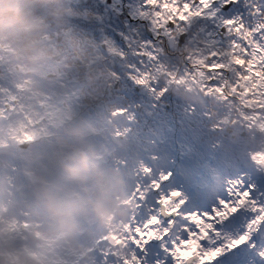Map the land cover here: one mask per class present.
<instances>
[{"label": "flooded vegetation", "instance_id": "obj_1", "mask_svg": "<svg viewBox=\"0 0 264 264\" xmlns=\"http://www.w3.org/2000/svg\"><path fill=\"white\" fill-rule=\"evenodd\" d=\"M138 2L123 0L124 4ZM53 3L57 17L49 22L42 15L43 21L37 23L38 42L42 43L38 51L43 53L45 69L54 74L59 92L73 95L80 105L102 99L107 107L118 100L122 109L107 122L112 125H165L182 116L189 124L211 119L226 137H246L239 127L250 126L252 110L259 109L253 106L252 91L264 94V49L257 48L262 35L249 34L246 26L244 37L231 47L232 38L213 47L203 35L189 43L182 36L177 45L169 46L153 39L146 22L131 20L127 7L118 15L113 0ZM115 7L118 10L121 5ZM195 31L194 26L189 35ZM146 41L156 47L145 45ZM216 64L223 67H209ZM113 89L118 93L112 94ZM147 93H152L158 105L153 107L159 110L140 119V105L148 99ZM259 106L264 110V99Z\"/></svg>", "mask_w": 264, "mask_h": 264}, {"label": "snow or ice", "instance_id": "obj_2", "mask_svg": "<svg viewBox=\"0 0 264 264\" xmlns=\"http://www.w3.org/2000/svg\"><path fill=\"white\" fill-rule=\"evenodd\" d=\"M113 5L118 15L127 7L131 20L146 22L153 39L169 46L182 36L189 43L203 35L213 47L232 38L231 47L246 26L249 34L264 36V0H113ZM145 45L156 47L152 41ZM148 191L128 264H256L253 254L264 264V175L241 174L235 183L229 177L223 194L211 202L200 176L182 168L159 172Z\"/></svg>", "mask_w": 264, "mask_h": 264}, {"label": "rangeland", "instance_id": "obj_3", "mask_svg": "<svg viewBox=\"0 0 264 264\" xmlns=\"http://www.w3.org/2000/svg\"><path fill=\"white\" fill-rule=\"evenodd\" d=\"M30 3H33L35 5L34 8L35 7L38 9L40 8L42 12V7H45L48 1L33 0ZM16 27L17 26L15 22H12L10 25L8 24V26L5 22H3L0 26V39H5L4 45L7 48L6 51L4 52L0 51V68L4 72L2 77L9 76V75L11 76V74H9V71L7 70L8 68L5 69L8 66L6 63L7 60L3 56L6 54V52L7 53L9 52L8 54H6V56H8L11 52H14L16 49V46H13V44L10 43L9 40H6L7 35L11 36L15 31H17ZM18 40L20 39L18 38ZM257 48L258 50L264 49V38L263 39L260 38ZM8 59L11 60V58H8ZM9 68H11V66H9ZM13 69L14 68L11 69L12 71L11 73H13L14 71ZM7 78L8 77H6V79ZM17 86L18 84H15L13 86L8 84L6 87L3 86L2 89L7 90L6 91L8 94L7 101L11 102V100L15 99L18 95H22L16 89ZM188 104L191 106L193 103H188ZM36 106L37 105H33L32 107H36ZM23 107L24 105H20V107L18 108H23ZM9 108H10L9 109L10 114L12 113V116L17 117L15 125L21 128V134L15 131H11L9 133L3 132L2 136L0 137H3L4 133H6L5 137H24L25 138L26 136L34 135L33 130H31L30 128L31 126L27 128L28 131L24 130L27 124H26L25 119L20 117L22 114V111L20 110L18 111V108H15L13 105L10 106ZM37 112H38V109L34 108L33 113H37ZM6 115L8 116V113ZM16 133H18L19 135H17ZM28 138H31V137H28ZM49 138L50 137H40L39 141H42V142L44 141L45 143H47V140ZM14 141H17V139H14ZM52 141H54V139H52ZM247 141L248 139H245L244 141H242V144L240 145L239 149L236 151L237 154L233 153L232 151H229V153L232 152L230 158L233 159V163L244 161L246 160L247 157L249 159V155L251 152L259 150V148L263 146V142L261 143V142H252V141L247 142ZM251 142L253 144H250ZM50 144H52V142H50ZM141 150H142V155L144 156L143 159H146V149L144 147H141ZM55 151L57 150L49 151V153H51L49 157L54 156V154L56 153ZM18 157L20 156L14 155L12 156L11 160L13 161V159L15 158L18 159ZM143 161H142V165L144 164ZM171 165H175V164L172 163ZM157 166H159V164H157ZM17 168H19V166L15 168L10 167V169L12 170H9L10 175L8 177L0 176V192L4 193L0 199V219H1L0 229H4L7 231L8 230L13 231L12 234H9V236L5 237L4 239L5 243L0 244V252H4L11 262H16L17 264H55L57 260H61L64 263H68L69 261L70 262L77 261L75 259H77V257L81 254L74 256L73 251L76 245L81 243L82 241L70 242L66 238L67 232L65 230H62L60 226L58 225V220L64 219L69 223V226H71L72 218L69 212L66 210V209H69V207H65V203L60 198V196L56 194L55 190L52 189L53 188L52 185L49 184V187H50L49 190L44 189L45 186L43 182L46 181V177H42L41 175L36 174V172L40 173L39 172L40 170L41 171L47 170L45 164L42 163L37 168V170L33 169L31 171L32 174H35L33 175L32 180H24L22 183H20L21 185L20 187H18L19 185L17 186L15 185L13 186V188H6L5 183L8 181V178H10V176L12 178L16 177L19 174V172L17 173V170H16ZM48 174H49V171H48ZM145 176L146 174H144L141 177V180H144ZM218 177H220V175ZM34 179H40L43 181L41 185H37L39 186V188L37 187V190H38L37 192L33 191L34 185H36ZM222 179L224 180V178ZM226 179H228V177ZM211 182L214 183L215 181H211ZM25 185H29L32 188L30 187V190H28L27 192V190L26 191L24 190ZM204 185H205V179H204L203 186ZM215 186H216V183L214 187ZM210 187L211 186H208L206 191L204 190L205 195L207 191L209 193V195H206V196L209 197L211 196L212 193H215L216 195L220 194L219 187H215L214 189H212V191L208 190L210 189ZM46 194L51 195V198H52V203H49L48 205L45 204V202H42L43 195H46ZM15 201H17L18 203L15 204ZM141 204H144V203H141ZM19 205H20L21 213H24L27 217L28 216L32 217L30 220L21 219L15 213H13V215L11 216H2V211L5 210L6 208L10 207L13 209L14 206H19ZM58 205L63 207L64 211L62 212L56 211L55 208H57ZM77 210L79 209L76 208V210L74 211V214L77 215V219L85 220L83 214L79 211L77 213ZM129 213H131L130 214L131 219L133 218L136 219V217L140 216V214L133 209L130 210ZM47 223L52 224V227L49 230L44 229ZM19 224H22V225L24 224L26 226V229H28L29 233L35 234L37 236V240L35 242H29L25 234L19 231V228H18ZM108 228L109 227L100 228L98 231L99 235H102L104 231L106 233H109ZM18 237L23 238L24 243L17 242L19 241ZM132 241L133 239L124 238L125 244L123 243L124 247L121 250V255L119 258L118 257L116 259L103 258L101 261H92V259L89 258V260L85 264H124L123 260L125 258H127L128 256L134 257V249L132 248ZM109 250H110V245H107L104 251L108 252ZM59 251L62 252L64 257L54 256V254H56ZM256 264H260V261H258Z\"/></svg>", "mask_w": 264, "mask_h": 264}, {"label": "trees", "instance_id": "obj_4", "mask_svg": "<svg viewBox=\"0 0 264 264\" xmlns=\"http://www.w3.org/2000/svg\"><path fill=\"white\" fill-rule=\"evenodd\" d=\"M48 1V5L45 7H42V12L40 8H34V4L30 3L29 0H0V26L3 22H5L8 26L11 22H15L18 28V33H20V37L22 38V41L19 42L20 44L16 45V50L13 53H10V56L13 60H15L17 57L19 58L23 54L26 53L28 56H33V51H29L27 49L28 47V41L26 39L25 35V29L24 25L30 20L33 21H39L38 16L43 15L49 22H52L55 17H57L58 11L54 9L55 4L53 3L54 0H46ZM27 4V5H26ZM54 4V6H53ZM71 8H74L72 6ZM67 9L68 8H62ZM62 9H58L59 11ZM78 10V8H76ZM13 11V13L8 14L7 12ZM79 15H82V12L80 10L77 11ZM77 13V14H78ZM43 21V19H41ZM78 20V18H76ZM74 21V20H73ZM36 23V22H35ZM37 28L34 27V33L35 35H31L30 38H35L39 36L37 33ZM6 29V28H5ZM51 32V31H50ZM53 36V33L50 35ZM13 36L11 35L8 37V40H13ZM38 38V37H37ZM32 39V40H33ZM93 46L94 41H91ZM27 44V45H26ZM99 44V43H98ZM102 47V46H101ZM100 47V48H101ZM4 42L0 41V50L4 52ZM103 50V48H102ZM25 52V53H24ZM7 54V52H6ZM6 54L4 55V58H7ZM113 86V85H112ZM257 89H253L252 91V102H261L264 99V94L259 90V92L256 91ZM20 93V92H19ZM152 93H147L146 96L148 99H145V103L150 101L149 104H143L140 105L143 107L140 109L142 110L143 114H141L140 119L142 118H149V115H151L153 112L158 111L159 109L154 108L158 107V105H154L156 103L155 99H152L151 97ZM162 96L167 97V93L162 94ZM155 98V97H154ZM157 98V96H156ZM26 100V97L24 94L18 95L15 100L12 102L13 106L15 108L20 107L21 103H23ZM161 100V99H160ZM159 100V101H160ZM184 102L183 98H180V101ZM161 102V101H160ZM258 103V104H259ZM138 103H136L135 106H137ZM62 108V105L59 106ZM0 108L3 110L1 111V114H7L9 112L8 105L4 100H0ZM22 110V108H18V111ZM63 112V110L61 109ZM197 111H195L196 114ZM237 118H239V110H236ZM193 115V117L195 116ZM211 120V119H210ZM210 120L204 123L199 122L198 120H192L191 123V130L190 136H187L183 128L185 126H178L176 124L172 127V129L179 130L180 133L183 134L184 137H105V140H100L99 143H95V150L93 153H91V156L84 155L81 158H87L85 159L87 162H95L96 158L100 159H109L113 158L114 160L121 161L125 160L129 154L126 152L125 149L129 145H134L137 143L145 142L147 143V146L154 150L157 149L156 154H163L167 156V152H172L175 150L176 146H180L183 148H187L185 150V158H187L188 163H184L182 168L188 172L200 174L202 171V166L207 165L210 160L216 159V158H222L225 155H228L227 150L230 149H236L239 147V144L242 142V139H246L247 137H226V132L222 130V127H218L210 122ZM16 118L14 117H8L6 119H0V136H2L3 132L6 130V126L9 125L8 132L15 131L21 134V128L19 126L15 125ZM85 127V130L88 131L89 129H92L82 125ZM106 127V126H105ZM121 127H115V129H120ZM123 128H128L131 130L132 133H136L138 131L147 133L148 130H152V128L159 129L161 133H166V127L164 126H158V127H145V126H126ZM37 130V129H35ZM99 131L103 130V127L97 129ZM6 133H4L3 137H0V152L3 151H9L10 153H17V154H25L23 150L20 148V144L23 142H29L30 148H32V142H34L38 137H5ZM16 133L17 135H19ZM221 133L222 136L219 134ZM250 140H252L253 137H249ZM248 138V139H249ZM14 139H17V141H14ZM264 143V138H263ZM117 148L121 149V152H118ZM71 150V149H70ZM125 150V151H123ZM41 152V151H39ZM98 154V155H97ZM256 155H253L254 158L250 159L248 163H246L250 168V176L256 177L260 175H264V150L261 152L255 153ZM61 159V156L59 157V160ZM227 160V156L224 158ZM165 160V159H164ZM185 161V160H184ZM31 164L30 160L27 165ZM53 166V165H52ZM7 171V170H6ZM13 181H9V184L12 185ZM17 183V182H16Z\"/></svg>", "mask_w": 264, "mask_h": 264}, {"label": "water", "instance_id": "obj_5", "mask_svg": "<svg viewBox=\"0 0 264 264\" xmlns=\"http://www.w3.org/2000/svg\"><path fill=\"white\" fill-rule=\"evenodd\" d=\"M3 262H4V257L0 256V264H3Z\"/></svg>", "mask_w": 264, "mask_h": 264}]
</instances>
